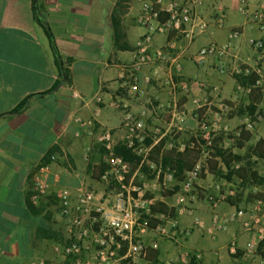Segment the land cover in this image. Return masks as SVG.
I'll return each instance as SVG.
<instances>
[{
	"label": "crops",
	"instance_id": "0c3cea01",
	"mask_svg": "<svg viewBox=\"0 0 264 264\" xmlns=\"http://www.w3.org/2000/svg\"><path fill=\"white\" fill-rule=\"evenodd\" d=\"M242 2L250 11L264 8V0L204 1L198 7L207 26L203 32L190 43L182 35L154 34L150 53L162 50V58L135 68L136 44L146 31L138 23L140 0H0V264L57 260L54 246L63 236L52 193L61 186L73 192L83 185L98 186L101 135L110 133L121 143L125 115L132 113L152 135L162 136L164 149L180 151L197 126L194 99L210 102L198 110L201 116L222 129L239 135L247 130L250 135L240 147L229 143L222 148L223 138L222 151L234 155L229 165L216 157L227 176L218 180L219 175L209 172L198 182L212 193L221 183L223 192L231 189L234 195L216 208L202 194L190 205V213L174 208L179 230L185 232L177 242L153 231L147 239L158 241L159 263L180 264L178 259L191 253L196 264H236L229 243L236 240L243 248L254 238L245 223L256 199L264 196V157L254 152L264 139V46L257 50L249 44L254 39L264 45V30L241 13ZM218 5L226 12L222 25L216 21ZM113 16L121 32L118 38ZM211 43L230 47L221 59L225 72L218 70L215 56H199ZM59 59L66 75L56 88L62 76ZM175 59L187 91L172 83ZM131 72L138 91L127 83ZM250 76L259 78L261 92L251 94ZM175 107L185 116L178 133L168 131ZM75 117L92 122L80 137L74 136ZM51 154L56 156L46 175L51 194L35 205L30 201L31 180ZM159 201L168 205L164 197ZM214 213L225 229H213Z\"/></svg>",
	"mask_w": 264,
	"mask_h": 264
},
{
	"label": "built area",
	"instance_id": "2783aa9c",
	"mask_svg": "<svg viewBox=\"0 0 264 264\" xmlns=\"http://www.w3.org/2000/svg\"><path fill=\"white\" fill-rule=\"evenodd\" d=\"M204 1L207 0H140L138 23L146 31L136 44L135 68L162 58V50L150 53V43L154 34L174 33L176 36L182 35L190 43L197 34L203 32L207 26L200 17L198 7ZM239 10L246 15L249 22L257 24L260 30H264V8L250 11L242 2ZM215 16L218 25H222L226 12L220 5L216 7ZM234 35L235 33L231 36ZM168 44L172 45L170 42ZM249 44L257 50L264 46L263 42L254 39H249ZM229 50V45L219 46L211 43L199 51V56L200 58L215 56L218 59L216 64L218 70L225 72L221 59ZM174 64L177 74L174 75L172 83L187 91L188 82L180 74L181 63L175 59ZM127 83L131 90L138 91V80L134 73H129ZM200 85L204 86L203 83ZM209 103L208 100H193L197 110L194 115L197 121L194 140L180 146V151L195 146L200 148V157L190 170L184 171V178L178 182V190L175 193V205L170 206L180 213H190V205L201 194L213 208L234 195L231 189L223 192L221 183L215 184L216 193L206 192L198 183L202 175L209 173L208 159L216 137L217 124L208 116H201L198 113L199 109L208 106ZM218 104L222 106V101L219 100ZM98 116V113L95 114V117ZM74 121L77 124L75 137H80L92 124L91 121L80 117H75ZM184 123V114L175 107L168 131L181 132ZM124 128L125 136L121 143H115L110 133L102 134L99 139L104 153L99 163L98 186L83 185L75 192L61 186L52 193L58 204L63 242L54 246L57 260L47 261L41 257L35 259L32 264H150L149 253L158 248L156 239H147L151 231L157 237L174 242H177L179 235L185 233L179 230L178 219L170 214L171 208L168 213L151 211V206L157 200L151 195V181L148 177L152 176L161 187H167L168 183L175 179V171L162 164L161 155L158 156V160L152 158L153 150L162 136L147 132L143 121L132 113L125 115ZM221 130L224 134L228 131L224 128ZM119 144L130 149L135 156L133 162L115 153V148ZM228 144V140L225 139L223 148ZM55 161L56 156L49 155L47 161L32 177L30 201L35 205L51 194L46 175ZM153 220H156V223L151 225ZM211 221L214 230L225 229L216 213L213 214ZM245 227L254 232V238L243 248L236 240H232L228 246L229 252L236 257V264H264V199L255 202L254 212L246 221ZM194 258H197L195 254L185 253L178 261L180 264H196ZM165 264L175 263L168 261Z\"/></svg>",
	"mask_w": 264,
	"mask_h": 264
},
{
	"label": "trees",
	"instance_id": "16d2710c",
	"mask_svg": "<svg viewBox=\"0 0 264 264\" xmlns=\"http://www.w3.org/2000/svg\"><path fill=\"white\" fill-rule=\"evenodd\" d=\"M37 17V20L40 21V19ZM113 25H114V30H115V36L118 38L121 36L120 28L117 22L116 17L113 16ZM66 75V71L64 73ZM253 75V74H251ZM62 78V76H60ZM60 78V80H61ZM257 76H250L249 78V83L252 86L251 88V94L256 92H261L260 86L257 84L258 81ZM60 80L57 82L59 84ZM251 109L250 112L253 113L255 111V106L251 104ZM250 137V135L242 130L241 138L237 142V146L240 147L243 145V141L247 140ZM220 139H222V136H220ZM216 141V140H214ZM149 142V141H147ZM164 142L161 141L159 142L158 145L155 146L153 150V156L152 158L154 160H158V156L161 155V162L164 166H169L171 170L175 171V178L180 182L184 178V171L190 170L200 157V148L198 146H195L193 148H186L183 151H176L175 148H170V149H164L163 148ZM264 139H260L257 143V145L254 148V152L258 157H264ZM115 153L122 156L124 159L133 162L135 160V156L132 154L130 149H127L124 145L119 144L115 148ZM220 156L222 161L226 165H229L230 162L233 160L231 159L234 157L232 154H224L222 150L216 149L215 152H211L210 157L208 159V170L214 175H219L221 173L219 169V160L216 159V157ZM231 157V158H230ZM243 168H241L242 170ZM238 175L242 177V174L238 171ZM151 211L153 213H168L169 208L168 206L161 201L155 202L151 206ZM152 225V224H151ZM148 259L150 261V264H160L157 258V251L152 250L149 253Z\"/></svg>",
	"mask_w": 264,
	"mask_h": 264
},
{
	"label": "rangeland",
	"instance_id": "374dc122",
	"mask_svg": "<svg viewBox=\"0 0 264 264\" xmlns=\"http://www.w3.org/2000/svg\"><path fill=\"white\" fill-rule=\"evenodd\" d=\"M263 115H264V111L261 112ZM216 137H215V140L214 141V147L212 148L211 152H215L216 149H219V150H222L221 147L219 146L223 140V138L227 139L228 142L232 145H236L238 140L239 139H236V138H241V134H242V131H241V134L240 135H237V132H232L231 130H228L226 134H224V132H222L221 130V127L222 126H219L218 123L216 125ZM247 131V130H246ZM148 132V130H147ZM195 132V131H194ZM156 134V133H154ZM173 135V134H172ZM194 133L192 135H188L189 137L182 143L184 144H188L191 140H194V137H193ZM220 136H222V139H220ZM240 136V137H239ZM174 139L176 137H173ZM173 140V139H171ZM223 146V144H222ZM175 148V147H173ZM223 148V147H222ZM170 149V148H168ZM176 151H178L177 148H175ZM180 152V151H178ZM210 152V154H211ZM227 176L226 173H224V171L222 173L219 174V179H222V178H225ZM260 178H262L264 180V176H260ZM148 179L151 181V188H152V191H151V195L156 198L157 201L161 200V198L164 197V200H166L167 202V206L168 208L170 209V214L174 217V207H170L172 206V202L175 200V192L178 190V180L175 178L174 180H172L171 182L168 183L167 187H161L158 183V181L154 180V178L152 176H149ZM259 199H264V196H260L256 199L259 200ZM166 204V203H165ZM156 223V220H153L152 221V225H154ZM174 262V261H173ZM166 261H161L160 264H165ZM178 264V263H177Z\"/></svg>",
	"mask_w": 264,
	"mask_h": 264
},
{
	"label": "water",
	"instance_id": "95a60500",
	"mask_svg": "<svg viewBox=\"0 0 264 264\" xmlns=\"http://www.w3.org/2000/svg\"><path fill=\"white\" fill-rule=\"evenodd\" d=\"M59 62H60L61 70H62V81L57 85L56 88H59L63 84V82L65 80V74H64V71H63V68H62V63H61L60 59H59Z\"/></svg>",
	"mask_w": 264,
	"mask_h": 264
}]
</instances>
